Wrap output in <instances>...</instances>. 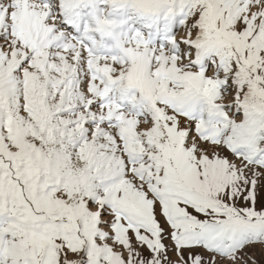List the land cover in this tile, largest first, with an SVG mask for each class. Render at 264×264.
<instances>
[{
  "label": "snow or ice",
  "instance_id": "obj_1",
  "mask_svg": "<svg viewBox=\"0 0 264 264\" xmlns=\"http://www.w3.org/2000/svg\"><path fill=\"white\" fill-rule=\"evenodd\" d=\"M0 264H264V0H0Z\"/></svg>",
  "mask_w": 264,
  "mask_h": 264
},
{
  "label": "rangeland",
  "instance_id": "obj_2",
  "mask_svg": "<svg viewBox=\"0 0 264 264\" xmlns=\"http://www.w3.org/2000/svg\"><path fill=\"white\" fill-rule=\"evenodd\" d=\"M258 259H259V257H258Z\"/></svg>",
  "mask_w": 264,
  "mask_h": 264
}]
</instances>
